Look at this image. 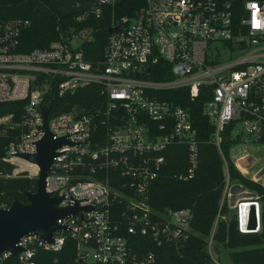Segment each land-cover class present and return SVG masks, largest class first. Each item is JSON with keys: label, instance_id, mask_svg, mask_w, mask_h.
<instances>
[{"label": "built area", "instance_id": "built-area-1", "mask_svg": "<svg viewBox=\"0 0 264 264\" xmlns=\"http://www.w3.org/2000/svg\"><path fill=\"white\" fill-rule=\"evenodd\" d=\"M112 1L84 0L87 9L75 20L101 16ZM30 24L28 18L0 19V103L23 102L21 113L0 115L1 134L11 138L2 161L12 166L9 173L1 169L0 176L38 180L39 164L22 154L37 151L45 134L42 106L46 105L53 137L68 141L56 150L46 190L61 197L59 207L90 208L59 218L63 228L54 232L52 241L37 234L23 236L16 244L22 251L2 252L0 264H48L40 251H63L70 239L75 258L64 264H156L154 252L135 253L119 229L125 224L128 234L148 236L157 246H184L191 232V209H169L156 217L149 189L166 163L163 152L168 146L186 147L188 167L180 179L194 177L200 159L189 110L159 95L187 86L193 100L200 88L210 87L204 114L213 127L210 141L219 153L229 125L232 149L249 143L256 144L254 150L264 148V0H145L133 15L112 25L117 29L109 33L103 59L97 63L85 56L91 29L58 25V39L24 51L21 35ZM219 45L239 54L219 64L212 56L219 55ZM160 61L174 78H149ZM90 84L101 86L105 106L57 110L56 100ZM247 154L244 151L234 164L248 174L251 165L243 164ZM223 170L220 204L231 196L233 183L225 160ZM103 171L107 173L101 176ZM254 173L263 176L264 167ZM253 200L258 204V227L252 233H260L261 201ZM242 201L252 200L235 204L239 231ZM223 217L218 213L216 221ZM216 221L207 242L209 264H224L212 250Z\"/></svg>", "mask_w": 264, "mask_h": 264}, {"label": "trees", "instance_id": "trees-1", "mask_svg": "<svg viewBox=\"0 0 264 264\" xmlns=\"http://www.w3.org/2000/svg\"><path fill=\"white\" fill-rule=\"evenodd\" d=\"M144 3L145 0H113L111 4L104 6L101 16L90 14L84 21L78 23L76 17L87 9L84 0H0V19L7 20L14 17L30 19L31 24L21 35V48L24 51L46 47L52 40L58 39L60 37L56 29L58 25L68 24L89 28L92 36L85 43V56L87 60L97 63L103 59L104 46L109 36L108 29L120 17L133 15ZM149 78L160 81L174 77L168 72V65L160 61L152 67ZM210 96V87H203L200 88L199 95L191 100L187 86L166 90L159 95V98L189 110L192 124L197 131L200 159L194 177L180 179L178 176L185 173L188 167L186 147L168 146L163 152L166 163L149 189V201L156 217L169 209H191L193 213L191 232L184 246L179 249L173 245L157 246L148 236L139 233L128 234L125 224L119 229L121 234L127 236L130 247L135 253L142 255L154 252L157 257L156 264H209L208 238L215 225L217 214L224 215L228 210L226 201L220 204L224 188V160L230 179L259 195V201L263 204L262 231L242 233L238 229L236 219L227 221L218 218L213 233L214 251L218 253V260L221 263H224V259L221 258L223 254L230 257L232 264H264V187L242 175L230 159L229 149L232 143L229 139L230 125L226 127L220 144L222 155L210 141L213 127L204 114V104ZM56 104L58 111L70 110L75 105L90 111L94 105L105 106L106 98L101 94L99 84H90L78 89L75 94H68L59 101L56 100ZM22 106L23 102L20 101L0 103V115L9 112L21 113ZM10 140V136L3 135L0 131V170L4 169L6 172L10 171L12 166L4 163L2 156ZM240 166L243 165L240 163ZM106 173V171L101 172V176ZM109 173L112 174V171ZM36 190L37 179L0 176V203L6 202L11 205L15 197L25 201L26 192ZM241 193L248 192L242 190ZM118 210L115 208L114 215L117 216ZM242 244L248 246L236 248ZM219 246L223 251L219 250ZM74 247L75 243L70 239L63 251H40L39 254L46 255L48 264H64L75 258V254L71 253ZM68 252L71 257H67ZM55 258H58L56 263L53 262Z\"/></svg>", "mask_w": 264, "mask_h": 264}, {"label": "water", "instance_id": "water-1", "mask_svg": "<svg viewBox=\"0 0 264 264\" xmlns=\"http://www.w3.org/2000/svg\"><path fill=\"white\" fill-rule=\"evenodd\" d=\"M116 27L108 29L109 33ZM51 106V104H50ZM44 116V136L37 142V151L34 154H22L40 166V175L37 180V190L26 192V200L15 197L9 207H0V254L6 250L18 255L22 247L17 246L18 241L28 234L40 235L43 239L52 241L54 232L63 228L57 222L59 218L81 213L90 206L59 207L60 196H53L46 190V177L51 169L57 149L67 144L65 137L55 139L48 127L49 107L42 106ZM240 232L252 233L258 227V204L255 200L242 201L238 206Z\"/></svg>", "mask_w": 264, "mask_h": 264}, {"label": "rangeland", "instance_id": "rangeland-1", "mask_svg": "<svg viewBox=\"0 0 264 264\" xmlns=\"http://www.w3.org/2000/svg\"><path fill=\"white\" fill-rule=\"evenodd\" d=\"M238 54L239 53L236 51H231L229 48L222 47L219 45V55L213 54L212 56H215L214 59L217 58L219 60V64H227L231 60H233L235 58V56ZM210 57H211V55H210ZM231 145H230V147H231ZM252 146H256V144H250L249 143L246 145L239 146V148H235V149H232V147H231V149H229L230 159L232 160L233 164L234 163L237 164V159H239L242 156L244 151L249 152V154L246 155L247 162L243 163V164H246V166L251 165L250 167L247 168L248 174L246 172H242L243 170H239V169L238 170L246 178H248L251 181H254L255 183H258L264 187V175L262 176L260 173H254L257 170H260V169H262V167H264V148H262L260 150H254L252 148ZM234 166H235V164H234ZM242 168H243V166H242ZM10 171H8L7 173H9ZM229 188L231 191V196L225 198L228 210L223 215L224 220H227V221H230L231 219L237 220L236 207H235V204L237 201H240L242 199L253 200L256 197H257V199L259 198V195L257 193H255L254 191H252L248 187L244 186L243 184L238 183L237 181H235V182L233 181L232 186ZM242 190L246 191L248 193L242 194L241 193ZM260 210H261V218H262V212H263L262 202H260ZM209 238H210V236H209ZM213 245H214V242L212 243V250L214 252L215 249H214ZM242 246H248V244L247 245L242 244V245L237 246L236 248H242ZM219 250L223 251V248L221 246H219ZM216 254L218 255V253H216ZM221 258L224 259V264H232L231 259L228 255L222 254Z\"/></svg>", "mask_w": 264, "mask_h": 264}, {"label": "crops", "instance_id": "crops-1", "mask_svg": "<svg viewBox=\"0 0 264 264\" xmlns=\"http://www.w3.org/2000/svg\"><path fill=\"white\" fill-rule=\"evenodd\" d=\"M252 197V196H251Z\"/></svg>", "mask_w": 264, "mask_h": 264}]
</instances>
